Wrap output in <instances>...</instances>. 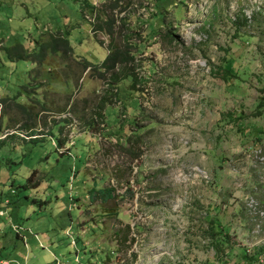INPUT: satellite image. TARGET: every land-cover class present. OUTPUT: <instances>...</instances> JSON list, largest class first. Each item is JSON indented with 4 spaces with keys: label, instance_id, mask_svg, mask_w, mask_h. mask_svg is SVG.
<instances>
[{
    "label": "rangeland",
    "instance_id": "obj_1",
    "mask_svg": "<svg viewBox=\"0 0 264 264\" xmlns=\"http://www.w3.org/2000/svg\"><path fill=\"white\" fill-rule=\"evenodd\" d=\"M263 88L264 0H0V259L264 264Z\"/></svg>",
    "mask_w": 264,
    "mask_h": 264
},
{
    "label": "trees",
    "instance_id": "obj_2",
    "mask_svg": "<svg viewBox=\"0 0 264 264\" xmlns=\"http://www.w3.org/2000/svg\"><path fill=\"white\" fill-rule=\"evenodd\" d=\"M86 2H87V4L84 5L85 8H93L92 5L90 3H88V1H86ZM100 17H101V15L98 14V18H99L98 21H99L100 25H97L95 27V30L96 31L97 30L103 31L104 27H106V31H105V33H106L107 29L109 30V28L111 27L112 21L111 20H108V21L103 20L102 21V20H100ZM100 22H103V23H100ZM97 42L101 45L100 41H97ZM53 43L56 45H59L58 42L55 41V39L52 40L51 44H53ZM63 45L66 47L67 50H69V47H68L66 41L63 42ZM16 48H18V47H15L12 49H7V51L12 52ZM69 52L70 51H67V53H69ZM128 56H129L128 53L123 54V53H120L119 50H115L112 53H108L106 59L98 65H91L90 63L85 62L84 70L88 69V71H89V70H93L94 68H96L97 70H100V71L101 70H106L108 72L114 71L117 65L123 64V63L127 62L128 60H131L130 57H128ZM225 62H226V69L223 70V72H224L223 77H222L223 79H226L228 76L231 75L230 70L227 69V65L229 66V64L231 63L228 57L225 58ZM99 74H100V76H102L101 72H99ZM112 75H114V73H112ZM115 75H117V74H115ZM113 79H115L114 76H113ZM133 81H136V79H133ZM262 92H263V94L261 95V97H259L258 105H257V112L259 114H261V112L264 111V88L262 89ZM3 102H4V100H3ZM16 106H17V109L19 111H21L23 114H28V110L25 107H23L22 105H16ZM32 136L33 135H28L29 138H32ZM30 140H31V142L35 143L38 140V138H33ZM2 142L3 141H0V143H2ZM60 142H59V145H61ZM35 173L36 172H33L31 176L35 175ZM90 196L92 199L97 198V199H100L101 202L106 203L109 200H112L114 198V191L111 188H104V189H100V190L92 189L90 191ZM213 232H214V230H213ZM218 235L226 236V233L221 231V233H218ZM214 236H216V234H214ZM212 241L215 242V250L217 252L223 251V247H222L223 243L221 242L220 239L214 240V238H213ZM226 249L228 252L230 250V247H226ZM243 256L247 259V257L245 256V253H243Z\"/></svg>",
    "mask_w": 264,
    "mask_h": 264
},
{
    "label": "built area",
    "instance_id": "obj_3",
    "mask_svg": "<svg viewBox=\"0 0 264 264\" xmlns=\"http://www.w3.org/2000/svg\"><path fill=\"white\" fill-rule=\"evenodd\" d=\"M66 235L71 239V235H70L69 231L66 232ZM70 244L75 246V242L73 241V239H71Z\"/></svg>",
    "mask_w": 264,
    "mask_h": 264
},
{
    "label": "crops",
    "instance_id": "obj_4",
    "mask_svg": "<svg viewBox=\"0 0 264 264\" xmlns=\"http://www.w3.org/2000/svg\"><path fill=\"white\" fill-rule=\"evenodd\" d=\"M5 263H8V261L0 259V264H5Z\"/></svg>",
    "mask_w": 264,
    "mask_h": 264
}]
</instances>
